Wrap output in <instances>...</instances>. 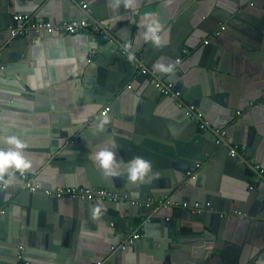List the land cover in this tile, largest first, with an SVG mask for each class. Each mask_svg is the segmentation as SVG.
Here are the masks:
<instances>
[{"label": "crops", "instance_id": "0c3cea01", "mask_svg": "<svg viewBox=\"0 0 264 264\" xmlns=\"http://www.w3.org/2000/svg\"><path fill=\"white\" fill-rule=\"evenodd\" d=\"M115 4L0 0V137L25 141L31 161L25 171L34 170L27 172L33 179L44 170L52 177V186L42 180V187L84 186L80 183L86 178L89 185L134 199L189 204L205 199L214 210L200 220L183 207L162 205L157 207L160 218L140 227L138 216L117 218L118 211L107 208H114L113 203L100 205L94 214L89 202L53 199L51 211L10 202L4 229L11 231L8 226L18 223L19 244L25 249L31 243L24 255L29 264H264V190L249 188V178L258 173L247 165L256 162L264 168V0H136L134 10L126 9L123 0L118 8ZM13 13L88 23L72 35L32 31L13 37L8 31ZM144 13L162 24L159 46L143 40ZM221 25L224 29L214 35ZM95 28H103L107 37ZM154 62L171 64L173 71H156ZM157 76L180 92L178 99H169L172 116L168 109L153 108L164 97L154 86ZM148 85L154 91L144 95ZM186 103L225 130L222 145L211 140L214 134L210 138L200 131L186 113ZM105 106L110 111L101 115ZM168 130L173 142L168 156H162L165 162H154L146 181L129 182L124 164L141 156L134 136ZM113 141L120 175L108 177L91 156ZM229 141L239 145L245 160H232L226 153ZM204 157L206 164L200 163L197 171L193 162ZM59 170H64L61 175ZM196 171L199 181L183 184ZM19 172L11 169L0 180L7 179L6 186L18 192ZM136 210L133 214L143 211ZM235 210L245 215H216ZM127 227L140 237L123 248ZM19 244L10 252L0 250V264H14Z\"/></svg>", "mask_w": 264, "mask_h": 264}, {"label": "built area", "instance_id": "2783aa9c", "mask_svg": "<svg viewBox=\"0 0 264 264\" xmlns=\"http://www.w3.org/2000/svg\"><path fill=\"white\" fill-rule=\"evenodd\" d=\"M81 7L83 9L87 8V3H83L80 1ZM87 21L83 20H44L38 19L33 15L27 13H13L11 16V22L8 26L9 34L13 37L25 35L29 32L34 31L35 33L39 32H46L52 33L57 32L61 34H73L77 32L78 28L81 26H86ZM98 33H100L103 37H107L104 33L103 28H95ZM224 29V25H221L219 30H217L214 35H218L221 30ZM208 40H204V43H207ZM126 51V50H125ZM124 51V52H125ZM127 52V51H126ZM187 50L183 49L182 54H187ZM133 55V54H132ZM181 60L180 57H177L176 61L179 62ZM136 67L140 69L142 73L148 72V70L140 64H135ZM154 86L160 91L163 96H170L173 98H179L180 92L173 88L172 83H165L162 82L160 77H156L154 80ZM182 103V102H181ZM178 105H181L178 103ZM186 113L192 119V121L197 125L200 131H206L208 128H211L212 132L215 135V142L218 145H222L223 141L222 138H226L225 130L221 127L212 126L207 120L204 119V114L198 110L194 104L186 103L185 104ZM110 111L109 106H105L101 111V115H106ZM241 111H236V114H240ZM227 140V139H225ZM238 145L234 144L232 148L229 150V154L231 156H235L236 149H238ZM254 168L258 172V175L253 176V181H260L261 184L264 186V168L258 164L254 163ZM200 163H196V167H199ZM194 173L190 174V177L193 178ZM19 178L24 180L22 187L28 188L32 193L36 191H42L46 196H52L55 198H69V199H84V200H102V201H129L132 204H145L146 206L153 205L154 208L164 206H177L190 209L193 213H200L203 211L210 210V203L207 201L205 202L204 206L200 205L198 202H194L193 204H189L187 202H176L171 201L168 198L163 199H156V198H146V199H134L133 196L127 193H122L119 191H115L112 189L104 188V187H92V186H55V187H42L39 184L32 183V175L19 172ZM7 184V179L0 180V187L5 188ZM250 189H253V185L249 186ZM2 211V210H0ZM244 216L245 213L239 210H235L231 213H221V216L225 217H233V216ZM264 224V220H263ZM111 226H115L113 222L110 223ZM132 230L131 228H128ZM127 235H129L127 233ZM139 233L132 232L127 238H123L124 242L120 245L123 248L125 247L124 243L131 242L137 238H139ZM111 250L115 249V246H111ZM16 258L20 262V264H29V261L24 258V246L19 244L16 251ZM99 264V263H95Z\"/></svg>", "mask_w": 264, "mask_h": 264}, {"label": "water", "instance_id": "95a60500", "mask_svg": "<svg viewBox=\"0 0 264 264\" xmlns=\"http://www.w3.org/2000/svg\"><path fill=\"white\" fill-rule=\"evenodd\" d=\"M11 16H10V20H11ZM54 33H57V32H52L51 34H54ZM39 34H50V33L39 32ZM57 34H61V33H57ZM69 35H72V34H69ZM16 37H18V36H16ZM148 86L146 87V89L144 91V95H147V92L154 91V90H151L152 88H150L151 87L150 85H148ZM158 93H160V92L158 91ZM159 97H160V95L158 94V98ZM169 99H172V98L170 96H164L162 99L160 98V100L157 99L156 100V105H154L153 108L157 109V107L160 106V108H162V110L163 109H168L169 116L170 115L172 116L174 111H173V109L171 107L172 103H171V101ZM151 106H152V103H150V106L147 108V110H150ZM149 116H151V115H149ZM203 132H204L203 133L204 135H206L207 137L209 136L210 138H211L212 134H214L212 132L211 128H208L206 131H203ZM171 134H172L171 130H168V132L165 133V134H159V133L146 134V133H144V134H139L138 136H134V144L138 145L136 147L137 150H139L138 154L141 155L144 158L150 159L152 167L154 166V162H157V161L160 162V163L162 161L165 162L164 157H162V156H165V157L168 156V152L171 151L170 150L171 147L169 145L173 141H170L169 140L170 137H168V135L171 136ZM211 140H213V142H214V144L216 146H220V145H218L215 142V137L211 138ZM224 140L225 139L222 138L223 143H224ZM237 142H239V141H237ZM71 143L72 144L74 143L73 140L71 141ZM233 144H234V142H230V141L227 142V144H224L228 148V149H226V153L229 156H231L229 154V150H230V148H232ZM173 149H172V151H173ZM209 149L206 148V149L203 150V152L205 153V157L206 158H208L206 156V154L210 153ZM240 152L241 151H239V149H236L235 156H231L232 160H236L238 157H241V158H243L245 160L246 157L242 156V154ZM174 154H175V152H174ZM205 157H204V159H199L197 162L206 164ZM244 160H243V162H244ZM197 162H195V163L193 162V167H195L197 169V171H198V169H200V166L196 167V163ZM247 165H249V167L253 171L255 170L254 167H253V164L251 162L248 163ZM63 171L64 170H59L58 174L61 175ZM197 171L193 174L194 175L193 178H191V177L188 178L189 181H187V182H185L183 184H187V183H190V182H193V181H199L198 180V176H197ZM22 172L23 173H27V172L35 173L34 170H31V171L23 170ZM29 173H27V174H29ZM153 173L155 175L158 174L155 171H153ZM256 173H258V172L256 171ZM40 176L43 177V178H40ZM35 178L37 180L33 179L32 183H36V184L40 185L39 182L40 181L43 182L42 180H45V181H48V185L49 186H52L51 183L49 182V180H51L52 177H51V175L49 174V172L47 170H44V171H42L39 174L36 173V177ZM17 180H18V183H19L18 189H20V190H18V192L17 191H13L12 188H8L7 187L8 185L5 188H1L0 187V210H2V211H0V250H2V251H6V250H4L5 248H8V251H9V249H14L15 248L14 246H16L17 244L20 243V238H19L20 226L18 225V223L16 221H13L12 224L10 226H8L10 229H12L11 231H8V230L4 229V227H3V223H4V220H5V215L7 214V212H8L9 217H11L10 216V212L8 210L11 207L10 202L13 203V204H22V205L23 204L24 205L25 204H29L32 207L45 208L47 211H51L52 210V206H50V202H52L53 199H55V200L68 199L70 201L89 202L90 205H93V207H95V208L98 205L99 206L100 205L108 206V205H110V203H113L115 205V206H113L114 208H110V207H107V208L108 209H115L116 211H118V215L116 216L117 218L122 220L121 216H123V215L125 216V218H128L129 216H135V217L138 216L141 219L140 220V227L145 226L148 221H153V219H159L160 218V215H158V214H159V208H161V207L154 208L153 205L146 206L145 204L144 205L143 204H132L129 201L111 202V201H102V200H91L90 201V200H84V199L55 198V197H52V196H46L42 191H39V190L34 192V193H32L28 188H23L22 187V184H23L24 180H22L21 178H17ZM249 183L253 185V189H255V191L258 190V189H263L264 190V186L261 184L260 181H253L252 178H249L248 185H249ZM80 184H82L84 186H93L94 187V185H89L88 184L86 178H85V182H81ZM183 184H181L180 187H182ZM100 201L101 202H105V203L101 204ZM194 202H198L200 205L204 206V204H205V202H207V200H205V199H197L196 198V199H193V201L190 202V204H193ZM208 202L210 203V210L209 211L214 210V207L211 204V202L210 201H208ZM133 209H137V210L138 209H143V211L140 212L139 215H137V214H133L134 213ZM185 209L188 210L189 215H192V217L194 219L197 218V219H200V220L202 218H205V217L208 218L209 213H212V212H208V211H203V212H200V213H193L190 209H188V208H185ZM216 215H217V217L219 219H221V218L227 219L228 218V217H225V216H221V213H218ZM134 219L135 218H131V222H133ZM128 227L123 231L124 235H125V233H128L130 235L133 232V230H129ZM12 232H13V236H11ZM129 235H127L125 238H127ZM121 238H124V236L121 237ZM30 244L27 245V247L24 249V255L29 250ZM122 250H123V248H122ZM206 250H208V249H206ZM11 257H12V255H11ZM25 259L28 260V261L30 260L28 257H25ZM69 260H70V258H69ZM11 262H13L14 264H19V262H18V260L16 258V251H15V257H14V259Z\"/></svg>", "mask_w": 264, "mask_h": 264}, {"label": "clouds", "instance_id": "9594fccd", "mask_svg": "<svg viewBox=\"0 0 264 264\" xmlns=\"http://www.w3.org/2000/svg\"><path fill=\"white\" fill-rule=\"evenodd\" d=\"M120 6V0H116L115 7ZM123 6L126 9H135L136 0H123ZM122 17H117V20ZM144 31L142 37L144 41H150L153 45L159 46L161 44V31L162 24L158 18L152 13H144L141 18ZM131 47V45H129ZM130 55H132L130 53ZM153 69L162 73H170L173 71L171 64H165L162 62H154ZM0 143L7 145V147H0V178H3L6 173L11 169L17 171H23L31 166V161L25 155L26 144L23 139L18 136H4L0 137ZM117 144L113 141L110 145L100 146L92 154L91 159L94 164L98 165L99 170L103 172L105 176L115 177L120 175L119 165L120 162L116 158ZM201 165V164H200ZM127 172V180L131 183L144 182L152 172L151 161L147 158L136 156L128 160L124 164ZM11 183V180L8 181ZM94 214H98L101 211L98 205L94 210Z\"/></svg>", "mask_w": 264, "mask_h": 264}]
</instances>
